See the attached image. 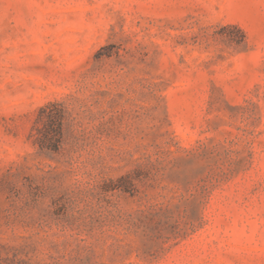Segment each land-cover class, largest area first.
Listing matches in <instances>:
<instances>
[{
	"label": "rangeland",
	"instance_id": "obj_1",
	"mask_svg": "<svg viewBox=\"0 0 264 264\" xmlns=\"http://www.w3.org/2000/svg\"><path fill=\"white\" fill-rule=\"evenodd\" d=\"M50 103L55 154L36 142ZM0 246L264 264V0H0Z\"/></svg>",
	"mask_w": 264,
	"mask_h": 264
},
{
	"label": "trees",
	"instance_id": "obj_2",
	"mask_svg": "<svg viewBox=\"0 0 264 264\" xmlns=\"http://www.w3.org/2000/svg\"><path fill=\"white\" fill-rule=\"evenodd\" d=\"M224 28L239 32L238 38L230 40H234L237 43L245 41V34L237 25H227ZM64 120L65 111L59 103H50L39 110L36 119V125L40 126V128L39 126L37 127L40 135L36 137L39 151L54 154L60 151L63 140ZM1 249H5V247L0 246V264H30L28 260L19 256V252L14 251L12 256L9 257L3 256Z\"/></svg>",
	"mask_w": 264,
	"mask_h": 264
}]
</instances>
